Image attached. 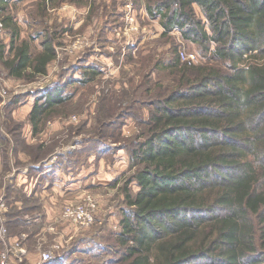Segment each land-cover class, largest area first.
Listing matches in <instances>:
<instances>
[{
  "label": "rangeland",
  "instance_id": "374dc122",
  "mask_svg": "<svg viewBox=\"0 0 264 264\" xmlns=\"http://www.w3.org/2000/svg\"><path fill=\"white\" fill-rule=\"evenodd\" d=\"M148 1L8 0L0 11L7 52L3 15L35 53L50 45L55 52L31 81L8 76L0 63V264L126 263L116 238L125 193L138 190L131 154L154 103L176 85L174 61L184 64L183 52L194 56L191 65L229 69L215 45L205 51L180 30L166 31ZM35 102L41 115L32 122ZM77 208L85 220L68 214ZM250 221L260 226L259 217ZM257 246L253 259L264 264Z\"/></svg>",
  "mask_w": 264,
  "mask_h": 264
},
{
  "label": "trees",
  "instance_id": "16d2710c",
  "mask_svg": "<svg viewBox=\"0 0 264 264\" xmlns=\"http://www.w3.org/2000/svg\"><path fill=\"white\" fill-rule=\"evenodd\" d=\"M145 8L166 31L180 30L205 51L215 45L229 69L174 61L176 85L154 103L146 136L131 154L138 190L125 193L128 210L116 238L121 260L257 264V245L264 247V0H149ZM1 21L11 32L8 52L0 40L7 75H45L53 47L35 53L28 40L15 43L11 17ZM40 108H31L32 122ZM252 217L260 218L258 228Z\"/></svg>",
  "mask_w": 264,
  "mask_h": 264
},
{
  "label": "built area",
  "instance_id": "2783aa9c",
  "mask_svg": "<svg viewBox=\"0 0 264 264\" xmlns=\"http://www.w3.org/2000/svg\"><path fill=\"white\" fill-rule=\"evenodd\" d=\"M0 26H1V23H0ZM180 55L183 59V61H185L186 64H189L191 65L192 62L194 61V56L193 55H185L183 52H180ZM70 211V210H69ZM70 216H72L75 220L76 219H81V220H85V214L84 212L79 208H77L76 210H71L70 213H68ZM50 258V254L49 253H44L42 255V259L43 260H47Z\"/></svg>",
  "mask_w": 264,
  "mask_h": 264
},
{
  "label": "crops",
  "instance_id": "0c3cea01",
  "mask_svg": "<svg viewBox=\"0 0 264 264\" xmlns=\"http://www.w3.org/2000/svg\"><path fill=\"white\" fill-rule=\"evenodd\" d=\"M8 1V0H7ZM7 1H5L4 3H3V8H4V10L6 11V7H4L5 6V3L7 2ZM12 22V21H11ZM19 38L17 39V40H15V43H18L19 41ZM21 40V39H20ZM17 41V42H16ZM12 54V53H11Z\"/></svg>",
  "mask_w": 264,
  "mask_h": 264
}]
</instances>
